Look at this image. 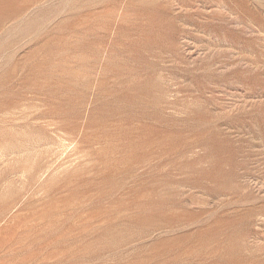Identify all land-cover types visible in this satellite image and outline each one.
<instances>
[{
    "label": "rangeland",
    "instance_id": "rangeland-1",
    "mask_svg": "<svg viewBox=\"0 0 264 264\" xmlns=\"http://www.w3.org/2000/svg\"><path fill=\"white\" fill-rule=\"evenodd\" d=\"M0 264H264V0H0Z\"/></svg>",
    "mask_w": 264,
    "mask_h": 264
},
{
    "label": "bare ground",
    "instance_id": "bare-ground-1",
    "mask_svg": "<svg viewBox=\"0 0 264 264\" xmlns=\"http://www.w3.org/2000/svg\"><path fill=\"white\" fill-rule=\"evenodd\" d=\"M20 152H21V151H20ZM22 172H23V171H22ZM24 172H25V171H24ZM24 172H23V173H24Z\"/></svg>",
    "mask_w": 264,
    "mask_h": 264
}]
</instances>
